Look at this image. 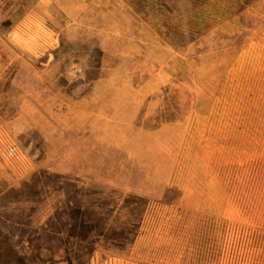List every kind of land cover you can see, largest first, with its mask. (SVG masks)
Here are the masks:
<instances>
[{"label": "rangeland", "instance_id": "374dc122", "mask_svg": "<svg viewBox=\"0 0 264 264\" xmlns=\"http://www.w3.org/2000/svg\"><path fill=\"white\" fill-rule=\"evenodd\" d=\"M0 264H264V0H0Z\"/></svg>", "mask_w": 264, "mask_h": 264}]
</instances>
